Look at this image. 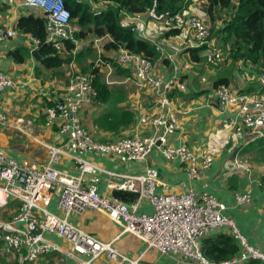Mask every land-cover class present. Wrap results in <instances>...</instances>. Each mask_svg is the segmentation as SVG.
Listing matches in <instances>:
<instances>
[{"label": "crops", "instance_id": "obj_1", "mask_svg": "<svg viewBox=\"0 0 264 264\" xmlns=\"http://www.w3.org/2000/svg\"><path fill=\"white\" fill-rule=\"evenodd\" d=\"M191 1L186 12L206 14L204 6L207 0ZM29 13L43 15V11L38 8L30 9L22 5V0H14L12 4L0 0V26L16 29L18 19ZM123 22L136 27L145 38L160 48L162 58L155 62L159 75L164 80L177 76L178 83L184 86L175 87L170 92L172 106L176 109L181 124L180 129L170 135V141L175 145L186 143L198 154L199 160L203 154H207L213 161L208 168L202 170L200 179L192 181L180 158L167 160L158 148L140 161L129 160L124 155L81 152L65 147L66 153L58 168L73 176H80L76 159L91 162L95 169L83 176L84 184H89L92 177L96 178L99 192L108 197L114 196L115 191H118L107 186L109 172L145 174L149 168L156 169L160 183L158 192H180L192 187L197 193L208 192L216 196L226 204L225 214L236 221L247 240L264 251V129L263 135L255 138L248 136L246 131L236 130L235 112L222 110L214 97V83L218 80H225L229 83L228 86L239 92L264 95L260 93L264 87L261 78L263 69L255 72L256 67L250 61L232 58L210 65L207 62L209 52L205 47L198 52L200 60L196 61L190 48L180 47L188 34L183 30L175 36H156L157 31L161 33L168 26L163 18L154 17L150 13L126 15ZM75 29L78 31L77 27ZM87 38L75 37L72 42L76 45V54L74 55V50L62 52L65 60L62 65L54 68L46 67L43 59L34 58L31 52L39 47L28 34L18 32L17 37L0 45V71L13 80V84L0 93V114L7 121L6 125L0 123V144L11 158L26 165L40 166L47 160L50 145L66 146L69 134L62 131V125L67 119L57 117L49 121L46 114L48 107H43L55 105L67 93L68 78L62 80V76L67 75L70 70L65 66L77 68L79 60L84 61L89 57L84 50L89 47L90 53L97 49L101 54L105 43L111 40L110 36L96 37L94 44L91 42L86 46L91 41ZM100 38L105 39L101 44L103 39L97 41ZM18 47L30 49L25 61L19 62L11 54ZM112 50L114 49L105 56L115 61L117 50ZM167 52H177V56L171 59L166 55ZM69 54H72V58H69ZM79 54L83 57L78 60ZM185 64L189 65V69L183 68ZM175 66L180 67L178 72ZM104 68L107 70L104 80L112 88L122 90L125 100L117 106H107L98 100L84 104L80 111L84 126L102 141L152 133L153 119L167 109L160 105L155 91L149 86L138 85L127 68H119L113 64ZM123 109L135 114V122L128 124L124 117L110 115L103 120L106 125L103 128L95 124L98 117L107 115L112 110L118 114ZM109 124L113 127L115 125V128H108ZM235 159H239L242 166L237 165ZM248 191L251 192V202L246 205L236 204V194ZM57 198L58 194L54 193L46 207L49 211L64 216L65 213L58 207ZM20 206L21 201L14 198H10L7 204L0 205V221L12 222ZM139 212L152 213L153 208L144 202ZM69 220L106 242H114L119 251L137 259L140 264H196L178 260L177 256L162 254L153 248L147 250L146 243L139 236L130 232L123 233L121 227L105 212L93 209L72 211ZM14 226L25 228L23 222H15ZM223 232L232 233L229 227L224 226L214 230L206 238H215ZM47 238L58 243L62 251L51 252L24 264H76L65 252L69 245L63 238L56 234H47ZM25 252L24 248L21 254L25 255ZM21 254L9 250L5 240L0 239V264L17 263L22 258ZM93 264L117 263L102 255Z\"/></svg>", "mask_w": 264, "mask_h": 264}, {"label": "built area", "instance_id": "obj_2", "mask_svg": "<svg viewBox=\"0 0 264 264\" xmlns=\"http://www.w3.org/2000/svg\"><path fill=\"white\" fill-rule=\"evenodd\" d=\"M4 1L9 4L14 2ZM22 5L44 12L46 40L58 51L65 49L66 41L75 39L76 29L72 26L71 11L65 0H22ZM147 13L153 15V10L149 9ZM165 24L182 28L188 34L180 43L181 48L206 47L214 61L224 59V46L211 40L213 24L206 14L179 12L165 19ZM17 36V29L0 26V45ZM34 42L39 44L36 39ZM166 55L173 59L177 52H167ZM115 61L120 67L131 71L138 85L151 87L160 105L167 108L166 111L153 119V131L148 135H132L113 141L99 140L84 126L80 114L84 104L96 100L94 76L80 73L69 80L63 99L46 109L49 121L57 117L67 119L62 125V131L69 134L66 146L50 145L47 160L40 166H30L11 158L0 144V205L7 204L10 198L21 201L20 210L12 222L0 221V239L5 240L8 249L15 253L21 254L24 248L26 250L25 255L21 254L19 262L12 264H24L51 252L62 251L58 243L47 238V234H56L68 243L69 248L65 252L76 264H93L102 255L117 264H140L137 259L119 251L114 242H106L69 220L72 211L85 209L105 212L121 226L123 233L130 232L139 236L146 243L147 250L153 248L162 254L177 256L178 260L196 264H245L256 260L264 264V251L252 245L241 233L236 221L225 214L226 204L208 192L197 193L192 187L180 192H158V171L152 168L145 174L109 172V189L137 194L134 201L126 202L116 196L108 197L100 193L94 177L89 184H84L83 176L95 169L91 162L76 159L80 176H73L58 168L66 153L65 147L81 152L124 155L129 160L140 161L158 148L167 160L180 158L192 181L200 179L202 170L211 165V156L203 154L199 160L198 154L186 143L175 145L170 141V135L181 126L170 96L175 87H184L178 83V77L164 80L151 59L128 48L120 47ZM183 68L189 69V65L185 64ZM175 70L178 72L180 67L175 66ZM12 84V78L0 71V93ZM214 97L222 110L235 112L236 130L246 131L251 138L263 135L264 95L239 92L222 84L214 90ZM0 123L7 124L2 114ZM235 163L242 166L239 159H235ZM54 193L58 194V207L65 213L64 216L46 207ZM251 200L249 191L236 194L238 205H246ZM144 202L152 206V213L139 212ZM15 222H23L25 228H17ZM224 226L229 227L238 240L240 251L238 256L230 260L214 261L204 255L202 242L211 232Z\"/></svg>", "mask_w": 264, "mask_h": 264}, {"label": "trees", "instance_id": "obj_3", "mask_svg": "<svg viewBox=\"0 0 264 264\" xmlns=\"http://www.w3.org/2000/svg\"><path fill=\"white\" fill-rule=\"evenodd\" d=\"M71 11V21H75L78 31L75 32L77 39H86L90 34L96 37L110 36L111 40L105 43L109 50H118L120 47L128 48L134 53L144 54L155 62L162 58V51L153 42L141 36L134 26L124 24L126 15L147 13L153 10L154 17L167 19L176 13L184 12L192 3L191 0H65ZM104 5L105 8L95 7ZM32 9V8H30ZM204 9L207 18L212 22L213 30L217 26V34L221 41L228 46L230 58L233 60L245 59L253 65L264 70V0H207ZM220 20L223 21L219 22ZM18 32L28 34L39 41V52L43 57V64L48 68L62 65L64 58L61 53L73 51L75 43L68 40L63 51H58L53 44L47 42L46 16L29 13L22 15L17 22ZM182 28L169 27L165 35L175 36L182 32ZM204 47L190 48L194 60L199 61L198 52ZM206 48V47H205ZM86 56L90 55L88 47ZM30 49L18 47L11 54L19 61H25ZM83 57L82 54L78 55ZM80 61V60H79ZM111 61V60H110ZM113 61V60H112ZM93 63V62H92ZM91 63V66L94 64ZM113 65L120 67L117 62ZM120 70V69H119ZM99 67L92 70L93 85L96 89V100L107 106H117L125 100V93L112 88L101 76ZM222 84H229L225 80H218L214 83V90ZM260 93H264V87ZM116 110V109H115ZM110 111L107 115L98 117L95 124L98 127L106 126L103 120L110 115L116 118L124 117L128 124L135 122V114L129 110H122L121 113ZM122 121V120H121ZM119 121V122H121ZM115 124V123H112ZM108 128L114 129L109 124ZM114 196L126 202H132L137 194L129 191H115ZM204 255L214 261H227L238 256L240 246L238 240L232 233H220L215 238H204L202 242ZM245 264H259L251 260Z\"/></svg>", "mask_w": 264, "mask_h": 264}, {"label": "rangeland", "instance_id": "obj_4", "mask_svg": "<svg viewBox=\"0 0 264 264\" xmlns=\"http://www.w3.org/2000/svg\"><path fill=\"white\" fill-rule=\"evenodd\" d=\"M95 7H101V8H105V6L103 5L102 6V4L101 5H99V6H96L95 5ZM195 13H197V14H200V15H203L204 16V14H201V13H199V12H195ZM75 21L73 20V22H72V26L74 25L75 26V23H74ZM219 22H221V24L223 23V21L222 20H220ZM218 27L216 26L215 28H214V30H213V35H212V38H211V40H213V41H215V43L216 44H218V45H221L222 47L224 46V59L226 60V59H229L230 58V50L228 49V46L225 44V43H223V41H221V39H220V37H219V35L217 34V29ZM168 29V27L167 28H165L164 30H161V33H159L158 31L156 32L157 33V35L156 36H158V35H163L164 36V34H165V32H166V30ZM158 30V29H157ZM96 38V36L94 35V34H90L89 36H88V38H87V40H91V41H89L90 43H87L86 44V46H89L90 44H91V42H92V44H94V39ZM105 41V39H103L101 42H100V44L102 43V42H104ZM96 49V48H95ZM111 50H107V48L105 47V48H102V53L101 54H99L98 53V51H97V49H96V51L95 52H91L90 53V57H88V59L87 60H84V61H78V66H77V68L76 67H71L70 68V66H65V67H68L69 68V73L67 74V75H63L62 76V80H64L65 78H68L67 79V82L69 83V80L71 79V77L72 76H74V75H78V74H80V73H84V74H89V75H91L92 74V70H93V68H94V66L95 67H99V69L101 70V76L102 77H104L105 76V74H106V72H107V70H106V68H104L105 66H108V65H112L113 64V62L114 61H112V59L110 58V57H107V56H105V54L106 53H108V52H110ZM112 51H114V50H112ZM73 53H74V55L76 54L75 53V50L73 51ZM114 55V54H113ZM69 56V58H72V54H69L68 55ZM111 60V61H110ZM207 62H209L210 63V65L211 64H214V63H216L217 61H214L213 59H212V57L210 56V54L208 53V55H207ZM94 64H93V63ZM91 63L93 64L92 66H91ZM112 63V64H111ZM253 66H255L256 67V70H255V72H257V70H261V68L259 67V66H257V65H253ZM253 76L255 75V74H253V73H251ZM222 75H224V74H222ZM224 76H226V75H224ZM261 78H262V76H261ZM104 79V78H103ZM39 106H41V103H39ZM49 106H51L50 104H48L47 106H45V107H43V109L44 108H47V107H49ZM120 226V225H119ZM121 227V226H120ZM121 230H122V228H121Z\"/></svg>", "mask_w": 264, "mask_h": 264}, {"label": "water", "instance_id": "obj_5", "mask_svg": "<svg viewBox=\"0 0 264 264\" xmlns=\"http://www.w3.org/2000/svg\"><path fill=\"white\" fill-rule=\"evenodd\" d=\"M32 55L34 56V58L36 59V60H41V59H43V57L40 55V52H39V49H34V50H32ZM261 73H262V81H263V83H264V70H262L261 71Z\"/></svg>", "mask_w": 264, "mask_h": 264}]
</instances>
